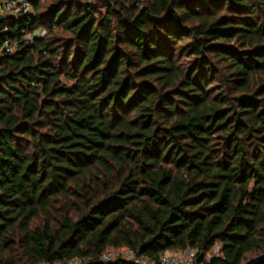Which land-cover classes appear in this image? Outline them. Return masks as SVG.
Wrapping results in <instances>:
<instances>
[{"label":"trees","instance_id":"1","mask_svg":"<svg viewBox=\"0 0 264 264\" xmlns=\"http://www.w3.org/2000/svg\"><path fill=\"white\" fill-rule=\"evenodd\" d=\"M28 1L0 12V264H264V0Z\"/></svg>","mask_w":264,"mask_h":264},{"label":"built area","instance_id":"2","mask_svg":"<svg viewBox=\"0 0 264 264\" xmlns=\"http://www.w3.org/2000/svg\"><path fill=\"white\" fill-rule=\"evenodd\" d=\"M32 10L31 3L28 0H0V12L4 15L16 14L20 11L28 12ZM24 38L33 40L37 35L44 36L45 30H38V32L24 31ZM16 47L15 42L5 41L4 49L8 53H12ZM221 245L215 244V246L206 252L201 260L197 258V251L191 248L182 250L177 253H170L166 251L160 257V264H212V258L220 254ZM105 260L113 259L111 254L105 253L103 255Z\"/></svg>","mask_w":264,"mask_h":264},{"label":"rangeland","instance_id":"3","mask_svg":"<svg viewBox=\"0 0 264 264\" xmlns=\"http://www.w3.org/2000/svg\"><path fill=\"white\" fill-rule=\"evenodd\" d=\"M46 2L43 3V6L44 4L46 5L47 3L53 1V0H45ZM76 3H80V4H84V3H87V2H91L95 5L96 8H98L97 6H100L101 4L99 3V0H75ZM100 10H102V7H99ZM30 13L33 12V10L31 11H28ZM28 12H25V13H28ZM17 14V13H16ZM14 14V15H16ZM36 32H38V30H36ZM170 253H177L175 251H169ZM107 254H111L113 259H117V258H121V259H124V260H127V261H131V262H135L136 264H156L155 262L151 261V260H148L147 258H144V257H136L134 255V253H132L128 248H125V247H117V248H109L107 251H106Z\"/></svg>","mask_w":264,"mask_h":264}]
</instances>
